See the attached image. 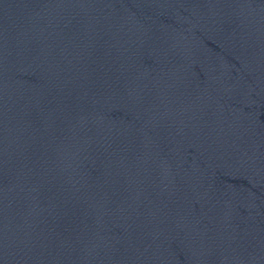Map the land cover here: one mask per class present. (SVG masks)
Returning a JSON list of instances; mask_svg holds the SVG:
<instances>
[{
	"label": "water",
	"instance_id": "water-1",
	"mask_svg": "<svg viewBox=\"0 0 264 264\" xmlns=\"http://www.w3.org/2000/svg\"><path fill=\"white\" fill-rule=\"evenodd\" d=\"M120 0H0V58L74 19Z\"/></svg>",
	"mask_w": 264,
	"mask_h": 264
}]
</instances>
